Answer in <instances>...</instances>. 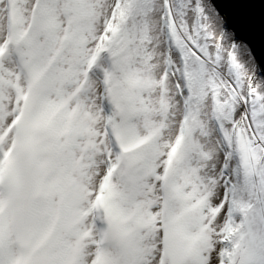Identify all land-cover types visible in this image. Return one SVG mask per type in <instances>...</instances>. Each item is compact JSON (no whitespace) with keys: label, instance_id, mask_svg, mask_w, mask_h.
<instances>
[{"label":"snow or ice","instance_id":"6c2138e0","mask_svg":"<svg viewBox=\"0 0 264 264\" xmlns=\"http://www.w3.org/2000/svg\"><path fill=\"white\" fill-rule=\"evenodd\" d=\"M0 264H264V0H0Z\"/></svg>","mask_w":264,"mask_h":264}]
</instances>
